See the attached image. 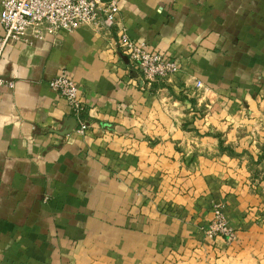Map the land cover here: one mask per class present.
<instances>
[{"label": "crops", "instance_id": "1", "mask_svg": "<svg viewBox=\"0 0 264 264\" xmlns=\"http://www.w3.org/2000/svg\"><path fill=\"white\" fill-rule=\"evenodd\" d=\"M122 29L180 70L147 84ZM62 71L84 134H64ZM0 75V264H264V198L242 179L264 136L241 133L264 119V0H120L111 27L8 46ZM214 201L231 245L202 229Z\"/></svg>", "mask_w": 264, "mask_h": 264}, {"label": "built area", "instance_id": "2", "mask_svg": "<svg viewBox=\"0 0 264 264\" xmlns=\"http://www.w3.org/2000/svg\"><path fill=\"white\" fill-rule=\"evenodd\" d=\"M120 0H3L0 22L4 34L0 36V61L5 49L13 44H34L47 34L60 30L73 31L83 24L102 23L108 27L117 21ZM117 45L121 53L138 65L144 81H166L180 70L179 63L169 56L148 49L146 43L135 42L126 29L119 32ZM50 87L66 98L77 121L76 130L84 134L88 129L84 116L86 107L79 97L76 82L62 71L49 82ZM198 87H203L197 81ZM15 81L0 75V87L13 88ZM209 238L222 237L228 242L235 237L221 209L207 230Z\"/></svg>", "mask_w": 264, "mask_h": 264}, {"label": "rangeland", "instance_id": "3", "mask_svg": "<svg viewBox=\"0 0 264 264\" xmlns=\"http://www.w3.org/2000/svg\"><path fill=\"white\" fill-rule=\"evenodd\" d=\"M255 125H252L253 127H251V129L249 127L243 128V131H241V133L247 137L249 136L254 137L256 135L259 136V132H260L264 136V119H259ZM251 144L252 142L250 143V145ZM255 144H257L258 147L260 146L259 142ZM245 159L246 160H244L242 164L245 165V170L248 171V173L242 174V179L245 180V183L249 186L250 190L253 193L255 192L256 194H260V196L264 198V160L261 161L262 159L260 158H258L257 160V158H251V157H245ZM217 209L222 210L228 225L233 230V233L235 235L234 239L230 242H228L225 239L226 242L231 245L238 239V228H236L234 224L231 223V220L226 211L225 202L223 201L213 202L212 207H211V210H212L211 218L209 219V222L207 223V225L203 226L202 229L204 233L206 234V236L208 237L207 230L211 227L213 223L215 211ZM261 210L262 212H264V205L262 206Z\"/></svg>", "mask_w": 264, "mask_h": 264}, {"label": "water", "instance_id": "4", "mask_svg": "<svg viewBox=\"0 0 264 264\" xmlns=\"http://www.w3.org/2000/svg\"><path fill=\"white\" fill-rule=\"evenodd\" d=\"M125 59L127 61H129V59H128L127 56H125ZM69 125H70V129H68L67 131H64V134L70 133L72 131V129L77 125L76 119L75 118L74 119H71V121L69 122Z\"/></svg>", "mask_w": 264, "mask_h": 264}, {"label": "trees", "instance_id": "5", "mask_svg": "<svg viewBox=\"0 0 264 264\" xmlns=\"http://www.w3.org/2000/svg\"><path fill=\"white\" fill-rule=\"evenodd\" d=\"M264 158V148H263V154L260 156V159Z\"/></svg>", "mask_w": 264, "mask_h": 264}]
</instances>
